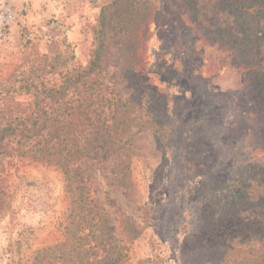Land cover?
Segmentation results:
<instances>
[{
    "label": "rangeland",
    "instance_id": "rangeland-1",
    "mask_svg": "<svg viewBox=\"0 0 264 264\" xmlns=\"http://www.w3.org/2000/svg\"><path fill=\"white\" fill-rule=\"evenodd\" d=\"M163 3L179 14L188 32L182 44L191 54L189 59L180 55L178 35L154 21ZM137 11L143 16L136 17ZM146 26L147 39L143 35ZM102 30L100 68L88 73ZM219 30L238 32L234 17L218 0H0V116L36 117L33 95L14 90L26 81L40 78L59 87L74 76L99 81L126 99L135 93L130 83L138 90L167 91L180 98L178 115L183 117L184 100L191 93L178 91L181 81L174 78L175 70L213 77L225 89L239 81L240 69L232 55L212 40ZM127 48H132L129 54ZM183 61L190 63L188 69L182 67ZM79 100L71 92L65 101L77 105ZM61 103L49 100L50 116L61 113ZM69 121L78 135L86 129L78 117ZM19 139L6 141L9 150L0 156V264H40L37 257L48 255L42 264H79L83 257L99 260L114 251V257L117 252L127 255L120 264H136L156 255L165 264H175V247L181 254L232 244L241 248L264 245L260 227L264 215L259 213L230 220L215 233L205 232L202 217L193 213L203 183L196 162L186 153L177 158L166 153L150 129L134 137L126 172L113 159L80 163L89 176L87 191L106 216L96 228L94 222L85 223L79 205H73L63 170L53 162L33 158L38 144L46 139L45 132L22 144ZM108 199H116L121 211L140 222L149 214L158 218L162 228L150 226L140 239L126 242ZM203 210L201 215H210ZM98 238L107 243L97 247ZM67 256L73 260L52 258Z\"/></svg>",
    "mask_w": 264,
    "mask_h": 264
},
{
    "label": "trees",
    "instance_id": "trees-1",
    "mask_svg": "<svg viewBox=\"0 0 264 264\" xmlns=\"http://www.w3.org/2000/svg\"><path fill=\"white\" fill-rule=\"evenodd\" d=\"M218 1L234 17L238 27L236 33L219 30L212 39L220 49L232 55L240 69L239 81L231 87L219 86L213 77L203 78L192 71L175 70L174 78L181 81L176 85L178 91L191 93V97L184 100L186 109L180 117L177 103L180 98L153 87L138 90L135 83H130L135 93L126 99L99 81L74 76H69L59 87L40 78L26 81L14 90L33 95L36 117L31 121L20 115L13 119L0 116V156L9 150L4 144L6 141L20 137L18 143L22 144L24 139H36L45 132L46 139L38 144L33 158L53 162L63 170L68 191L73 195V205H79L82 220L90 224L94 222L92 226L96 228L106 216L87 191L89 176L80 163L113 159L114 163L120 162L118 168L125 166L122 170L126 172L133 155L134 137L150 129L166 153L176 158L186 153L196 162L203 183L197 205L192 204L193 213L202 217L200 223L203 222L205 232L213 230L215 233L230 220H242V216L248 213L264 215V0ZM142 16L137 11L136 17ZM154 21L159 28L167 27L178 35L181 39L177 45L180 55L183 60L189 59L191 54L182 44L188 32L183 28L179 14L163 3ZM101 25L105 27L104 12ZM100 34L101 43L94 51L88 73H95L100 68L103 30ZM143 35L146 39L150 35L148 26ZM131 49L127 48L128 54ZM127 57L125 55V59ZM127 64L131 62L127 61ZM189 64L183 61L182 67L188 69ZM71 92L80 97L77 105L65 101ZM49 100L53 104L63 101L58 109L61 113L56 117L49 114ZM72 117H78L85 124L86 129L81 135L69 121ZM108 207L115 208L121 235L128 243L140 239L150 226L162 228L159 219L150 217V214L140 222L121 211L116 199L109 200ZM202 208H205L203 213L207 211L210 215H201ZM145 209L150 211L148 207ZM260 224L264 232V223ZM79 229L83 231L81 226ZM97 240V247L107 243L100 238ZM198 249L199 253L180 251L178 254L175 247L174 263L264 264V245L241 248L232 244L207 248V251ZM114 252L99 260L92 256L83 257L79 264H120L127 257L121 252L114 257ZM49 258V255L38 256L36 261L42 264ZM52 258L73 260L69 256ZM136 264H165V261L156 255Z\"/></svg>",
    "mask_w": 264,
    "mask_h": 264
}]
</instances>
